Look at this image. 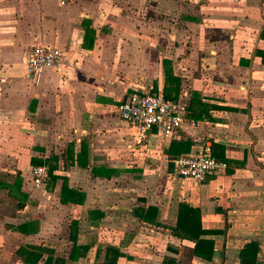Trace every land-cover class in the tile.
<instances>
[{
	"label": "crops",
	"instance_id": "0c3cea01",
	"mask_svg": "<svg viewBox=\"0 0 264 264\" xmlns=\"http://www.w3.org/2000/svg\"><path fill=\"white\" fill-rule=\"evenodd\" d=\"M35 44L59 50L61 67L29 73ZM256 49L264 0H0V182L20 178L13 195L0 187V264H28L19 249L38 253L35 264H103L109 245L117 264H239L250 241L264 264ZM163 58L185 119L171 137L152 126L140 142L116 105L126 93H163ZM203 147L226 167L200 181L173 174L174 157ZM41 164L59 176L51 189L32 181ZM63 180L80 202L60 201ZM180 202L219 230L203 235L211 260L190 257L194 241L173 233Z\"/></svg>",
	"mask_w": 264,
	"mask_h": 264
},
{
	"label": "built area",
	"instance_id": "2783aa9c",
	"mask_svg": "<svg viewBox=\"0 0 264 264\" xmlns=\"http://www.w3.org/2000/svg\"><path fill=\"white\" fill-rule=\"evenodd\" d=\"M62 53L44 44H35L27 56V70L33 73L44 67L60 68ZM119 118L135 129L137 141H142L147 129L154 126L163 138L171 137L185 119L186 103L182 98H167L161 91L126 93L116 105ZM173 174L181 178L203 180L208 173L218 172L226 162L213 157L207 147L196 153L182 154L171 160ZM34 184H44L49 178L46 164L31 168Z\"/></svg>",
	"mask_w": 264,
	"mask_h": 264
},
{
	"label": "trees",
	"instance_id": "16d2710c",
	"mask_svg": "<svg viewBox=\"0 0 264 264\" xmlns=\"http://www.w3.org/2000/svg\"><path fill=\"white\" fill-rule=\"evenodd\" d=\"M255 53L260 55L264 62V50L256 49ZM162 68H163L162 91L167 98L176 99V94L178 91L180 80L178 77L173 75L172 68L170 66V61L168 58H163ZM154 90H150L148 92H153ZM189 145L190 142H188V147ZM212 156L218 159H222L221 157H218L215 154H212ZM53 167L52 169L49 170V179L46 182V186L49 189L52 188L56 179L59 177L58 175H55L52 172ZM19 186H20L19 176L16 177L12 182H0V187L8 188L10 195L15 194L16 191L19 190ZM80 196H82L80 192L75 191V189L68 188L65 182L61 184V190H60L61 202H69V201L80 202L81 201ZM171 229L175 235L194 241V245L190 249V253H189L190 257L192 255H195L197 257H201L206 260L212 259L214 253L213 241L212 239L206 238L203 235L216 233L219 232V230L216 229L209 230L202 228L199 221L198 210L196 208L190 207L187 203L180 202L177 210L176 224ZM72 249L78 250L80 249V246L73 244ZM257 250H258V245L255 241H250L244 244L243 248L239 253V264H262L256 258ZM171 251L176 252L175 250H171ZM17 253H19L22 256L23 261H25L28 264H35L39 256L38 253L30 250L27 251L26 249L24 250L19 249V251L17 250ZM119 255L120 252L116 247L111 245L107 246L103 264H117L116 261ZM50 261L51 259L48 257L43 262V264H49ZM180 262L181 260H179V258L169 256V257H165L161 264H180ZM56 263L61 264L62 260L58 259L56 260Z\"/></svg>",
	"mask_w": 264,
	"mask_h": 264
},
{
	"label": "rangeland",
	"instance_id": "374dc122",
	"mask_svg": "<svg viewBox=\"0 0 264 264\" xmlns=\"http://www.w3.org/2000/svg\"><path fill=\"white\" fill-rule=\"evenodd\" d=\"M160 35H161V34H159V36H160ZM162 38H163V39H161V40H162V43H163V41L165 40V36H164L163 34H162ZM159 46H161L160 43H159ZM159 54L161 55V54H162V51L159 50ZM153 71L155 72V71H156V68H155V69L152 68V72H153ZM185 262H186V258L183 259L182 263H185Z\"/></svg>",
	"mask_w": 264,
	"mask_h": 264
}]
</instances>
